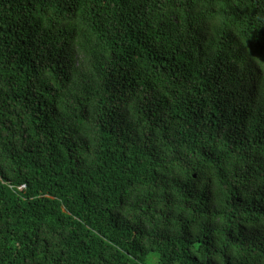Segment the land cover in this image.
<instances>
[{
    "label": "trees",
    "instance_id": "16d2710c",
    "mask_svg": "<svg viewBox=\"0 0 264 264\" xmlns=\"http://www.w3.org/2000/svg\"><path fill=\"white\" fill-rule=\"evenodd\" d=\"M153 254L264 264V0H0V264Z\"/></svg>",
    "mask_w": 264,
    "mask_h": 264
},
{
    "label": "rangeland",
    "instance_id": "374dc122",
    "mask_svg": "<svg viewBox=\"0 0 264 264\" xmlns=\"http://www.w3.org/2000/svg\"><path fill=\"white\" fill-rule=\"evenodd\" d=\"M150 263L151 264H158L157 262V256L155 254L149 256Z\"/></svg>",
    "mask_w": 264,
    "mask_h": 264
},
{
    "label": "built area",
    "instance_id": "2783aa9c",
    "mask_svg": "<svg viewBox=\"0 0 264 264\" xmlns=\"http://www.w3.org/2000/svg\"><path fill=\"white\" fill-rule=\"evenodd\" d=\"M23 187H24V185L20 186L19 188L21 189V188H23Z\"/></svg>",
    "mask_w": 264,
    "mask_h": 264
}]
</instances>
